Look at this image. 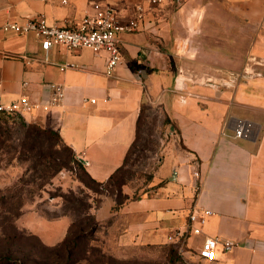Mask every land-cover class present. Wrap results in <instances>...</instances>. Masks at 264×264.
<instances>
[{"label": "crops", "instance_id": "0c3cea01", "mask_svg": "<svg viewBox=\"0 0 264 264\" xmlns=\"http://www.w3.org/2000/svg\"><path fill=\"white\" fill-rule=\"evenodd\" d=\"M103 4L123 23L138 6L145 10L140 29L120 35L122 60L112 75L105 73L106 52L57 46L45 61L33 34L0 29L2 102L27 94L33 103L45 104L53 96L48 84L63 85L59 104L24 117L58 132L87 161L89 174L106 181L136 138L145 96L160 99L185 149L168 150L156 172L158 186L125 203L121 211L128 225L120 239L137 248L164 243L188 263V247L198 250L205 238L218 237L235 245L229 251L219 245L216 264H264V0H163L153 7L145 0H0V27L39 14L63 25ZM194 45L200 69L183 67L177 75L179 53ZM23 55L33 60L27 63ZM70 63L78 67L64 66ZM196 78L217 82L188 84ZM209 90L222 97L205 104L199 98ZM237 118L254 123L250 138L223 135L232 134ZM195 170L203 181L199 191ZM193 205L213 213L201 234L180 238L176 232L186 227ZM113 207L98 219L114 215ZM55 221L63 224L62 240L68 221ZM40 236L47 245L58 242Z\"/></svg>", "mask_w": 264, "mask_h": 264}, {"label": "rangeland", "instance_id": "374dc122", "mask_svg": "<svg viewBox=\"0 0 264 264\" xmlns=\"http://www.w3.org/2000/svg\"><path fill=\"white\" fill-rule=\"evenodd\" d=\"M198 33L199 31L193 32L195 35ZM196 48L197 45H194L192 48H186L185 52L179 53L180 57L177 59L175 67L177 75L178 73L183 75V71H180L183 67L190 71L200 69V63L194 61L197 60L195 57ZM185 80L188 82V79ZM190 80L189 85H202V87H209L211 83L217 82L197 78ZM218 97L221 98L222 95L220 96L214 90H209L206 98L200 97L199 99L208 104L213 103ZM22 122L30 123L31 121L19 114H13L11 117H0V138L4 141L3 146L0 147V189L3 191L10 190L11 193L17 188L23 187L22 198L26 202L20 217L14 220V225L26 234L15 241L16 243L12 247L14 254L19 256L24 252L23 258L28 264H34L32 259L37 257L42 262H46L47 258H52L51 251L40 247L36 237L34 238L29 233L40 238V235L49 236L51 241H58L52 245L48 244L49 246L63 241L64 239L60 240L62 237L59 234L63 230V224L61 225L55 220L60 218L67 220L68 229L66 231L68 232L74 220V214L66 208L60 194L72 192L80 197L84 210L88 211L89 209L90 214L96 218L98 223L95 234L97 239L95 241L84 240L81 246L82 250L77 252V257H84L92 264H216L215 261L208 262L200 258L198 250L192 247H188L184 255V258L188 260L187 263L183 262L184 259L181 261L174 249L164 243L137 248L134 243H125L124 240L120 239L122 232L128 225V217L121 211L125 203L140 198L143 193L158 186L157 180H155L156 172L168 150L185 149L179 139L178 132L172 128L174 123L168 117L160 99L145 96L141 137L128 165L121 174L124 183L119 187V191L117 186H108L106 189H101L99 193L90 190L78 180L77 169L75 168L62 169L40 191L38 186L42 181L35 178L37 172L31 169V162L25 160L24 156L20 158V153L16 152L17 148L15 147H18L26 139L25 130L20 129ZM48 147L56 156H62L64 153L53 140H49V145H46L45 148ZM33 180L35 181L32 182ZM111 201L114 205L113 211L117 212L110 215L109 218L98 219L99 214L100 216L108 215V208L111 209L113 206L109 205ZM123 201L124 203H122ZM0 238H2L1 234ZM0 244H2L1 240ZM90 244H94L91 250ZM30 251L33 254L29 255ZM47 262L50 264L49 261ZM82 264H87V262L82 261Z\"/></svg>", "mask_w": 264, "mask_h": 264}, {"label": "built area", "instance_id": "2783aa9c", "mask_svg": "<svg viewBox=\"0 0 264 264\" xmlns=\"http://www.w3.org/2000/svg\"><path fill=\"white\" fill-rule=\"evenodd\" d=\"M181 3L182 0H174ZM67 2V0H63ZM150 7L157 6L163 0H145ZM145 10L143 6H138L137 14L129 21L121 22L114 9L109 4L98 5L93 13L86 12L80 20H69L63 25L50 24L46 18L39 14L28 17L24 21H7L0 29L3 32H13L16 34H33L40 42V48L43 51L44 60L48 61V52L51 48L61 46L68 51L79 49H90L94 53L106 52L105 73L112 75L115 68L121 63V39L120 35L125 32L138 31L144 21ZM27 63L33 58L29 55H23ZM64 66L76 68V64L70 63ZM53 90V96L48 103H33L27 94H23L18 100L5 104L0 96V113L19 114L24 116L27 113L37 109L47 110L52 105H57L65 93V87L61 84L49 83ZM29 86L28 81H23V87ZM95 102V99H91ZM232 134H226L233 139L250 138L255 130L254 123L247 119L237 118L234 121ZM197 179L196 190L199 191L202 186V178L199 170L194 171ZM212 210L193 205L188 214V223L184 229L179 228L176 235L180 238L192 234H201L203 226L206 224ZM173 239V235L169 236ZM222 245L224 251H229L235 243L231 240H220L218 237H207L198 249V256L205 261L213 262L217 259L218 246Z\"/></svg>", "mask_w": 264, "mask_h": 264}, {"label": "trees", "instance_id": "16d2710c", "mask_svg": "<svg viewBox=\"0 0 264 264\" xmlns=\"http://www.w3.org/2000/svg\"><path fill=\"white\" fill-rule=\"evenodd\" d=\"M12 115L13 114L0 113V117H11ZM142 116L143 107L141 108V114L137 120L136 138L130 146L123 164L111 174L106 181L94 179L86 169L87 161L80 158L72 147L64 142L58 132L46 128L39 122L21 123L20 129L25 130L26 139L19 144V148L15 147L17 148L16 152L18 151L20 153V158L24 156L25 160L31 162V169L37 172L35 178L42 181L38 186L40 191H42L62 169L73 168L77 169L76 176L78 180L90 190L99 193L101 189H106L108 186H117L119 191V187L124 183L121 174L128 165L130 157L136 150L141 137ZM49 140H53L55 144L64 151L62 156H56L49 147L45 148L46 145H49ZM3 144L4 141L0 138V147H2ZM34 181L35 180L32 182ZM23 190V187H19L10 193V190L3 191L0 189V234L2 235V238H0L2 241V244H0V264H28L25 258H23L25 256L24 252L18 256L12 251V247L16 243L15 241L26 235L25 232L19 230L14 225V220L20 217L23 206L26 203L22 198ZM60 195L63 198L66 208L70 209L74 214V220L64 240L56 245L49 246L39 236L31 233H29V235L34 236V238L36 237L40 247L51 251L53 255L52 258H47L46 260V262L49 261L50 264H82V261L87 262V264H92L84 257H77V252L82 250L81 246L84 240L89 239L90 241H95L97 239L95 237L98 229L97 220L90 214L89 209L88 211L84 210L85 208L83 207L84 205L80 197L72 192L70 194ZM122 203H124V201ZM81 215H83V217H81ZM90 246L91 250L94 244H90ZM95 246L97 245L95 244ZM85 250L87 249L85 248ZM31 254H33L32 251L29 252V255ZM32 261L34 264H48V262L39 261L38 257L34 260L32 259Z\"/></svg>", "mask_w": 264, "mask_h": 264}, {"label": "water", "instance_id": "95a60500", "mask_svg": "<svg viewBox=\"0 0 264 264\" xmlns=\"http://www.w3.org/2000/svg\"><path fill=\"white\" fill-rule=\"evenodd\" d=\"M173 179H175V177H173Z\"/></svg>", "mask_w": 264, "mask_h": 264}]
</instances>
